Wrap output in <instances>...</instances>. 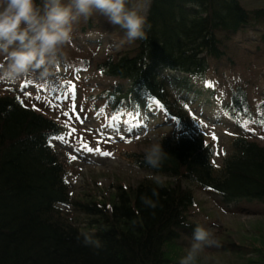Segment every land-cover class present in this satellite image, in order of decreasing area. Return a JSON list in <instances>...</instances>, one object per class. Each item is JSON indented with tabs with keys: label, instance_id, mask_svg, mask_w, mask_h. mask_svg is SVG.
Instances as JSON below:
<instances>
[{
	"label": "trees",
	"instance_id": "obj_1",
	"mask_svg": "<svg viewBox=\"0 0 264 264\" xmlns=\"http://www.w3.org/2000/svg\"><path fill=\"white\" fill-rule=\"evenodd\" d=\"M147 20V39L134 41V48L108 57L98 69L128 83L109 94L115 112L123 104L142 110L158 100L177 121L159 142L169 154L159 169L144 162L145 154L134 155V162L151 175L178 183L158 185L145 179L126 190L118 187L113 200H74L72 168L51 145L64 128L17 98L2 96L0 264H179L169 257L168 247L198 226L189 220L195 194L181 186L184 181L215 191L229 203L264 206V147L236 139L234 154L217 173L210 139L193 132V119L183 106L188 98H175L170 91L173 84L179 95L192 78L206 77L210 60L224 61L226 39L246 29H264V9L247 10L242 0H152ZM164 70L183 77L168 80L161 75ZM244 95L241 88L234 95V119L249 109ZM142 196L157 207H146ZM71 209L89 218L87 229L68 217ZM84 233L101 246H85Z\"/></svg>",
	"mask_w": 264,
	"mask_h": 264
},
{
	"label": "rangeland",
	"instance_id": "obj_2",
	"mask_svg": "<svg viewBox=\"0 0 264 264\" xmlns=\"http://www.w3.org/2000/svg\"><path fill=\"white\" fill-rule=\"evenodd\" d=\"M151 2L148 0V4ZM242 3L250 11L264 9V0H242ZM148 9L147 5L145 14ZM224 44L227 45L223 48L225 60H210L211 71L206 78L192 79L188 88V92L196 98L195 107L200 106L199 111H204L194 123L195 131L212 139V161L217 171H221L225 159L231 155L232 143L237 137L245 136L264 146V29L261 26L256 30L246 29L226 39ZM131 48L134 44L126 40L124 30L109 24L105 17L97 13L87 21L81 20L74 25L71 43L63 48L61 61L51 76L42 79L37 72L15 83L0 82V96L15 92L11 95H16L24 104L39 109L67 128L65 139L55 138L52 143L61 159L72 168L69 179L74 200L84 201L91 197L101 201L104 198L113 200L118 187L126 190L145 179L158 185L178 183L176 179L149 175L134 163V155L145 154L151 144L159 143L162 135L175 124L174 120L154 101L139 112L124 109L119 113L112 112L109 104L105 105L103 101L102 96L107 97L108 91L121 84L125 86L127 82L107 78L97 69L98 65L108 57L125 54ZM4 63V58L0 56V65ZM161 75L168 80L181 78V74L169 70H164ZM72 84L75 85V97L69 93L68 100H63L64 92ZM238 88L245 91L249 104L246 113L239 116L243 128L229 121L222 110L228 96L231 97ZM171 90L178 91L173 85ZM210 91L216 93L209 96ZM186 92L182 90V94ZM73 101L83 123L77 121L70 110ZM65 112L72 117L71 120L64 115ZM137 113L139 127L133 126ZM114 115L120 116V120L113 121ZM224 118L226 121L218 126L212 122L216 119L223 121ZM108 123H112L113 127H104ZM129 127H132L131 131ZM70 129H75L71 136ZM98 129L104 133L103 137ZM108 137L112 139L108 140ZM81 141L111 155L105 157L82 151ZM73 156L76 159H72ZM181 184L183 188L192 189L197 200L189 212V220L207 229L219 241L218 247L204 248L195 264H264L262 204L241 200L235 202L231 210L225 207L219 196L206 193L190 182ZM67 214L78 227L87 229L88 217L76 214L73 209ZM191 243L192 236L182 234L180 240L168 247L169 257L180 262Z\"/></svg>",
	"mask_w": 264,
	"mask_h": 264
},
{
	"label": "clouds",
	"instance_id": "obj_3",
	"mask_svg": "<svg viewBox=\"0 0 264 264\" xmlns=\"http://www.w3.org/2000/svg\"><path fill=\"white\" fill-rule=\"evenodd\" d=\"M147 5L148 0H0V56L5 61L0 65V82L15 83L37 72L42 79L51 76L63 48L71 43L74 25L97 13L124 30L128 42L146 40L151 28L145 15ZM168 155L162 143H153L145 151L144 162L159 169ZM153 195L158 193L153 190ZM141 201L148 208L157 207L147 196ZM82 235L85 246H101L92 235ZM218 246V239L196 226L179 264H195L204 248Z\"/></svg>",
	"mask_w": 264,
	"mask_h": 264
},
{
	"label": "snow or ice",
	"instance_id": "obj_4",
	"mask_svg": "<svg viewBox=\"0 0 264 264\" xmlns=\"http://www.w3.org/2000/svg\"><path fill=\"white\" fill-rule=\"evenodd\" d=\"M209 86H211V85H209ZM69 93H71V95H72L73 97H75V85H74V84L70 85L69 88L67 89V91L64 92L62 99H63V100H68V98H69ZM18 99H19V97H18ZM37 99H39V97H37ZM20 102H21V104H23V101H22V100H21ZM154 103L157 105V107H159L160 109L163 110L164 106H163L158 100H155ZM54 106H55V105H54ZM70 110H71L73 113L76 112V104H75L74 101H73V103L70 105ZM64 115H65V116H68V119H69V120L72 119V117L69 116L67 112H65ZM139 118H140V117H139V114L137 113V114L135 115V117H134V120L136 121V124L133 125V126H135V127H139ZM76 119H77V120H80V122L83 123V120L80 119V116H79L78 114L76 115ZM112 119H113V121H119V120H120V116H116V115H114ZM201 123H203V122L201 121ZM204 126L206 127L207 125H204ZM104 127H113V125H112V123H108V124L104 125ZM116 130L118 131V127L116 128ZM128 130L131 131V130H132V127H129ZM97 131L100 132V135H101L102 137L104 136V133H103L100 129H98ZM73 132H75V129H70V131H69V136H71V134H72ZM58 139H60L61 141H63V140L65 139V137H64V136H59ZM107 139H108V140H111L112 138H111V137H108ZM121 139H123V137H121ZM128 142H131V141H128ZM98 143H100V141H98ZM81 150H82V151H85V152H89V153L95 152V153H97V154H99V155H101V156H105V157L111 155V153H109V152L101 151V149H100L99 147H97L96 149H93V148H91L88 144L83 143V141H81ZM71 158H72V159H76L75 156H73V157H71Z\"/></svg>",
	"mask_w": 264,
	"mask_h": 264
}]
</instances>
